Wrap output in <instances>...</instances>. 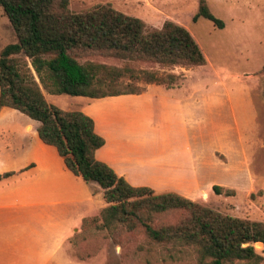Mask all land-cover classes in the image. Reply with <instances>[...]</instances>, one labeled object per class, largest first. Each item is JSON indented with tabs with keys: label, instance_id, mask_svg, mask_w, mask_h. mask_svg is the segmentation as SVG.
Segmentation results:
<instances>
[{
	"label": "rangeland",
	"instance_id": "rangeland-1",
	"mask_svg": "<svg viewBox=\"0 0 264 264\" xmlns=\"http://www.w3.org/2000/svg\"><path fill=\"white\" fill-rule=\"evenodd\" d=\"M207 1L224 28L193 20L199 0H69L75 12L110 3L149 29L168 20L181 24L208 61L170 69L92 55L80 61L177 78L170 88L140 82L142 94L99 99L42 90L49 103L95 120L107 141L99 158L133 186L176 192L223 214L264 221V0ZM15 42L0 6V52ZM38 125L16 109L0 111V174L28 168L0 181V204L11 207L0 211V238L7 242L0 264L198 263L190 247L155 242L118 222L105 226L102 189L68 171L57 150L40 140ZM181 215L169 210L156 214L155 223H173ZM255 248L264 256V244Z\"/></svg>",
	"mask_w": 264,
	"mask_h": 264
},
{
	"label": "trees",
	"instance_id": "trees-1",
	"mask_svg": "<svg viewBox=\"0 0 264 264\" xmlns=\"http://www.w3.org/2000/svg\"><path fill=\"white\" fill-rule=\"evenodd\" d=\"M0 6L17 37L0 52V111L16 109L38 122L40 140L57 150L66 168L100 186L108 204L102 212L105 226L118 222L155 242L190 247L197 264H264L255 248L264 244V221L223 214L176 192L158 194L131 185L96 157L106 140L96 132L95 120L49 103L42 90L99 99L142 94L140 82L173 87L175 74L80 59L107 56L170 69L206 65L202 48L185 26L168 20L160 29H149L144 20L110 3L80 12L69 8V0H0ZM200 18L225 26L207 0H199L193 20ZM25 170L0 174V181ZM214 191L221 194L223 187L215 185ZM169 210L182 215L173 223L156 224L155 215Z\"/></svg>",
	"mask_w": 264,
	"mask_h": 264
},
{
	"label": "crops",
	"instance_id": "crops-1",
	"mask_svg": "<svg viewBox=\"0 0 264 264\" xmlns=\"http://www.w3.org/2000/svg\"><path fill=\"white\" fill-rule=\"evenodd\" d=\"M135 95H137V94H135ZM95 125H96V123H95ZM36 132H37V129H36ZM97 132V131H96ZM98 133V132H97ZM37 134H38V132H37ZM99 134V133H98ZM100 135V134H99ZM102 136V135H101ZM103 137V136H102ZM106 140V139H105ZM106 144H107V141H106ZM106 144L102 147V148H100L97 152H96V157L99 159V160H101V158H99V154L101 153V151H102V149L106 146ZM46 145V144H45ZM54 148V147H53ZM60 156V155H59ZM62 158V157H61ZM101 161H103V162H105V163H107L108 165L110 164V162L109 161H107L106 159H102ZM64 162V161H63ZM65 165V164H64ZM34 166V164L32 165V166H30V167H33ZM110 166V165H109ZM66 167V166H65ZM113 168V167H112ZM27 170H28V168H26ZM67 169V168H66ZM114 169V168H113ZM68 170V169H67ZM115 170V169H114ZM26 171V170H25ZM69 171V170H68ZM116 171V170H115ZM71 172V171H70ZM117 172V171H116ZM119 174V173H118ZM18 175V174H17ZM120 175V174H119ZM120 176H122V175H120ZM13 177V176H12ZM9 178H11V177H9ZM125 178V177H124ZM7 179V178H6ZM126 179V178H125ZM5 180V179H4ZM127 180V179H126ZM2 181V180H1ZM128 181V180H127ZM129 182V181H128ZM130 183V182H129ZM131 184V183H130ZM132 185V184H131ZM134 185V184H133ZM179 194V193H178ZM107 203V202H106ZM10 206L9 205H7V204H0V211H4V210H7V209H10L9 208ZM2 231L0 230V233H1ZM6 237H2V238H0V247H3V246H5L6 245Z\"/></svg>",
	"mask_w": 264,
	"mask_h": 264
}]
</instances>
